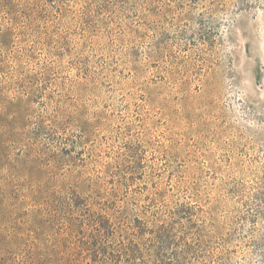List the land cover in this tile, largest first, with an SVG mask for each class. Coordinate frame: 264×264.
<instances>
[{
    "label": "rangeland",
    "instance_id": "1",
    "mask_svg": "<svg viewBox=\"0 0 264 264\" xmlns=\"http://www.w3.org/2000/svg\"><path fill=\"white\" fill-rule=\"evenodd\" d=\"M0 264H264V0H0Z\"/></svg>",
    "mask_w": 264,
    "mask_h": 264
}]
</instances>
